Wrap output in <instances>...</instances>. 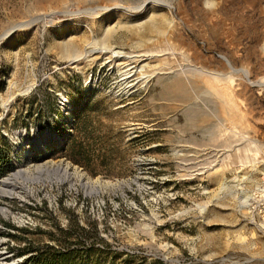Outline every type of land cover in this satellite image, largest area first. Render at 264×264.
Returning <instances> with one entry per match:
<instances>
[{"label": "rangeland", "instance_id": "374dc122", "mask_svg": "<svg viewBox=\"0 0 264 264\" xmlns=\"http://www.w3.org/2000/svg\"><path fill=\"white\" fill-rule=\"evenodd\" d=\"M162 1L0 0L8 264H264V0Z\"/></svg>", "mask_w": 264, "mask_h": 264}, {"label": "bare ground", "instance_id": "6f19581e", "mask_svg": "<svg viewBox=\"0 0 264 264\" xmlns=\"http://www.w3.org/2000/svg\"><path fill=\"white\" fill-rule=\"evenodd\" d=\"M153 1L156 4H160V5L162 4V5L171 6L170 3L166 2V1H164V2L162 0H153ZM115 7L116 8L117 7L122 8L123 6L116 5ZM70 8H71V6H70ZM70 8L68 7L65 11L67 13L77 14V12L72 11ZM89 9L94 10L93 8H89ZM89 9H85V11H87ZM49 15L51 16V14H49V13H41L38 16H36L35 20L44 19V18L48 17ZM96 52H102L104 54L108 53L110 55V57H111L110 60H114V62H115L114 64H115L116 68L118 69V71H119L118 73H119V76H120V79L118 80L117 84L120 87V89L127 95L134 94L139 89V87L147 86L148 82L151 80L152 76L154 75V72L147 73V71L145 69L146 66H147L146 64L148 62L144 63L143 65H140V62L148 60L152 56H155L157 54L150 55V54H148V52H143V51H140V52L134 53V54L123 53V52H120V51H115L111 46L103 45V46H101L99 48L92 47L89 50L87 49L85 55L93 54V53H96ZM121 59L123 61H119ZM131 60H135L138 64L132 65L130 62H128V61H131ZM76 61H78V60H75L74 62H76ZM228 63H230V62H228ZM233 69L236 70V71H243L245 75H247V76L249 75L248 71L246 69H238V68H233ZM257 84H263V82H258ZM37 145L39 147H42L41 146L42 144L40 142H38ZM45 164H50V163H45ZM49 167H53L52 163H51V166L49 165ZM70 167H73V165L69 164L68 162H66V163L64 162L63 164L58 163L55 167H53V169H55V171L63 170L65 172H67ZM82 176H84V174H82ZM9 182H10V178H7V181L5 183H9ZM225 187L226 186H223V189ZM258 190L261 192V194L264 193V187H259ZM7 193L10 194V191H8ZM247 201H248V196H245L242 199V204L245 205ZM197 207L201 211L204 212L208 208V203L198 204ZM1 211L5 215L9 212V210H6V209H2ZM19 222H23V220L20 219ZM8 261H9L8 255L0 253V264H8Z\"/></svg>", "mask_w": 264, "mask_h": 264}, {"label": "built area", "instance_id": "2783aa9c", "mask_svg": "<svg viewBox=\"0 0 264 264\" xmlns=\"http://www.w3.org/2000/svg\"><path fill=\"white\" fill-rule=\"evenodd\" d=\"M262 187H264V186H262ZM258 194L260 195V198H259V199H261V200L264 202V193L261 194V192L259 191ZM254 208H255V206H254ZM252 210H253V209H252ZM0 253H3V254L5 253V254H6L7 252H6V250H5V252H0Z\"/></svg>", "mask_w": 264, "mask_h": 264}]
</instances>
